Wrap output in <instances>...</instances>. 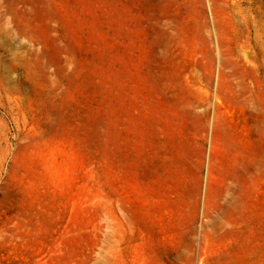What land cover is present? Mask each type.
<instances>
[{"label":"rangeland","instance_id":"rangeland-1","mask_svg":"<svg viewBox=\"0 0 264 264\" xmlns=\"http://www.w3.org/2000/svg\"><path fill=\"white\" fill-rule=\"evenodd\" d=\"M0 264H264V0H0Z\"/></svg>","mask_w":264,"mask_h":264}]
</instances>
